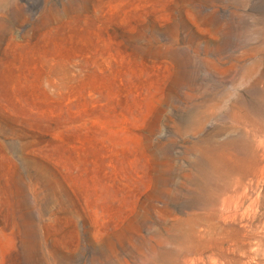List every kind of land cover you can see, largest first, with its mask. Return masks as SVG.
Returning a JSON list of instances; mask_svg holds the SVG:
<instances>
[{
	"label": "rangeland",
	"instance_id": "obj_1",
	"mask_svg": "<svg viewBox=\"0 0 264 264\" xmlns=\"http://www.w3.org/2000/svg\"><path fill=\"white\" fill-rule=\"evenodd\" d=\"M0 264H264V0H0Z\"/></svg>",
	"mask_w": 264,
	"mask_h": 264
}]
</instances>
